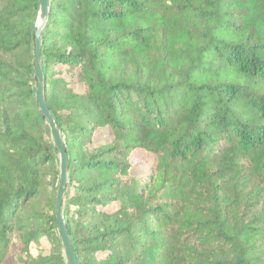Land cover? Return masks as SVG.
<instances>
[{
    "label": "trees",
    "instance_id": "trees-1",
    "mask_svg": "<svg viewBox=\"0 0 264 264\" xmlns=\"http://www.w3.org/2000/svg\"><path fill=\"white\" fill-rule=\"evenodd\" d=\"M37 11L0 0V264H65ZM40 40L77 264H264V0H50Z\"/></svg>",
    "mask_w": 264,
    "mask_h": 264
},
{
    "label": "water",
    "instance_id": "water-1",
    "mask_svg": "<svg viewBox=\"0 0 264 264\" xmlns=\"http://www.w3.org/2000/svg\"><path fill=\"white\" fill-rule=\"evenodd\" d=\"M50 0H38V11L34 25V78L36 79L35 101L38 111L44 119L45 125L49 128L51 141L56 150L59 160V182L54 199V220L58 236L62 246V256L65 264H77L75 253L73 251L69 234L66 230L65 220L63 217V205L65 193L68 185V157L65 152V145L61 132L59 131L44 99V78L40 65V46L41 33L48 19Z\"/></svg>",
    "mask_w": 264,
    "mask_h": 264
},
{
    "label": "rangeland",
    "instance_id": "rangeland-1",
    "mask_svg": "<svg viewBox=\"0 0 264 264\" xmlns=\"http://www.w3.org/2000/svg\"><path fill=\"white\" fill-rule=\"evenodd\" d=\"M75 88H77V90L80 89L77 86H75ZM49 252H50V245L47 243V241L45 239H42L41 240L39 246L32 245L30 247V253L33 256H36L37 254L48 255Z\"/></svg>",
    "mask_w": 264,
    "mask_h": 264
}]
</instances>
